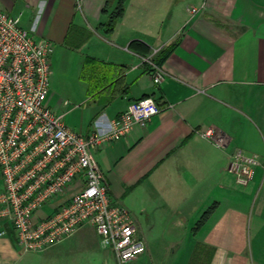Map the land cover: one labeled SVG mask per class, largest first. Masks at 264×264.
Returning a JSON list of instances; mask_svg holds the SVG:
<instances>
[{"label": "crops", "instance_id": "obj_1", "mask_svg": "<svg viewBox=\"0 0 264 264\" xmlns=\"http://www.w3.org/2000/svg\"><path fill=\"white\" fill-rule=\"evenodd\" d=\"M106 2L0 0V8L20 18L30 12L22 25L58 46L63 73L50 79L49 103L72 129L107 133L132 101L158 103L147 124L96 153L110 195L130 210L146 243L129 264H264V0H126L111 32L104 24L115 2L104 13ZM87 57L123 66L116 92H90L81 77ZM155 66L160 83L152 78ZM210 128L229 138L227 147L204 135ZM237 148L260 160L246 185L227 169ZM24 253L16 231L0 220V264H24Z\"/></svg>", "mask_w": 264, "mask_h": 264}, {"label": "built area", "instance_id": "obj_2", "mask_svg": "<svg viewBox=\"0 0 264 264\" xmlns=\"http://www.w3.org/2000/svg\"><path fill=\"white\" fill-rule=\"evenodd\" d=\"M53 50L50 40L22 26L20 16L0 8V220L13 227L25 252L44 251L92 224L118 264H129L146 252V243L130 210L110 195L96 153L126 137L135 124H147L159 105L152 97L132 101L107 133L72 129L49 103ZM154 68L152 78L160 83L164 75ZM204 135L219 147L229 144L215 128ZM258 165L256 156L237 148L227 169L246 185ZM77 183L69 200L35 219L38 210Z\"/></svg>", "mask_w": 264, "mask_h": 264}, {"label": "rangeland", "instance_id": "obj_3", "mask_svg": "<svg viewBox=\"0 0 264 264\" xmlns=\"http://www.w3.org/2000/svg\"><path fill=\"white\" fill-rule=\"evenodd\" d=\"M30 12L26 11L21 17L23 24L28 25L30 21ZM23 26V25H22ZM24 27V26H23ZM29 27V26H28ZM27 27V28H28ZM25 28V27H24ZM28 30V29H27ZM58 46L54 44V53L52 56V73L51 84L55 80H59V76L63 73L61 62L59 59ZM66 67H69L66 65ZM67 78V88H74L71 83V68L65 72ZM57 75V76H56ZM69 86V87H68ZM62 197H57L60 199ZM57 198L50 203L57 202ZM155 236H161V233H156ZM150 245V240H149ZM149 252V251H148ZM147 252V253H148ZM149 254V253H148ZM24 264H116L115 258L111 248L105 247L101 244V237L97 234L92 224L85 225L79 233L66 243H59L41 252H25L23 255Z\"/></svg>", "mask_w": 264, "mask_h": 264}, {"label": "trees", "instance_id": "obj_4", "mask_svg": "<svg viewBox=\"0 0 264 264\" xmlns=\"http://www.w3.org/2000/svg\"><path fill=\"white\" fill-rule=\"evenodd\" d=\"M115 2V7L108 15V20L104 27L108 32L113 31L118 20L123 16L126 0H107L103 12L107 13L111 5ZM173 46H168L161 50L155 59V64L161 66L172 51ZM123 66L106 63L93 57H87L84 62L81 77L89 83L91 93L112 90L116 92L123 73ZM126 91V90H125ZM212 209V208H211ZM206 212L198 224L203 223L211 212Z\"/></svg>", "mask_w": 264, "mask_h": 264}]
</instances>
